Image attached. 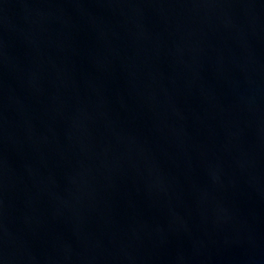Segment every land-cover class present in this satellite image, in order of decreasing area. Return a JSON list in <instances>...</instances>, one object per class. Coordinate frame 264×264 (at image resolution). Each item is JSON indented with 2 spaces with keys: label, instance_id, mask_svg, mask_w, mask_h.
<instances>
[{
  "label": "water",
  "instance_id": "95a60500",
  "mask_svg": "<svg viewBox=\"0 0 264 264\" xmlns=\"http://www.w3.org/2000/svg\"><path fill=\"white\" fill-rule=\"evenodd\" d=\"M0 264H264V0H0Z\"/></svg>",
  "mask_w": 264,
  "mask_h": 264
}]
</instances>
